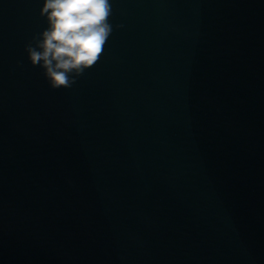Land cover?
Returning <instances> with one entry per match:
<instances>
[{"label": "water", "instance_id": "obj_1", "mask_svg": "<svg viewBox=\"0 0 264 264\" xmlns=\"http://www.w3.org/2000/svg\"><path fill=\"white\" fill-rule=\"evenodd\" d=\"M112 2L53 89L0 0V264H264V0Z\"/></svg>", "mask_w": 264, "mask_h": 264}, {"label": "clouds", "instance_id": "obj_2", "mask_svg": "<svg viewBox=\"0 0 264 264\" xmlns=\"http://www.w3.org/2000/svg\"><path fill=\"white\" fill-rule=\"evenodd\" d=\"M112 12V0H41L46 26L24 45L27 60L42 69L51 88L71 87L104 51Z\"/></svg>", "mask_w": 264, "mask_h": 264}]
</instances>
